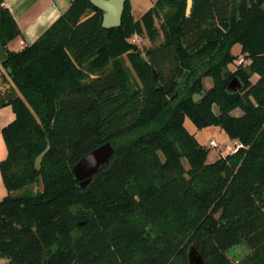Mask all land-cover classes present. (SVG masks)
<instances>
[{"label": "trees", "instance_id": "16d2710c", "mask_svg": "<svg viewBox=\"0 0 264 264\" xmlns=\"http://www.w3.org/2000/svg\"><path fill=\"white\" fill-rule=\"evenodd\" d=\"M2 2L0 108L14 118L1 130V264H188L191 244L204 264H264V0H193L189 15L187 0H156L139 19L126 0L107 29L72 0L20 51ZM109 67L120 83L94 91L87 81ZM186 119L241 147L207 162ZM106 142L113 157L82 189L73 166Z\"/></svg>", "mask_w": 264, "mask_h": 264}, {"label": "water", "instance_id": "95a60500", "mask_svg": "<svg viewBox=\"0 0 264 264\" xmlns=\"http://www.w3.org/2000/svg\"><path fill=\"white\" fill-rule=\"evenodd\" d=\"M90 3L103 12L102 27L115 28L121 25L122 15L126 0H89ZM193 5V0H187L186 14L189 15ZM8 55L1 43V4H0V63L7 59ZM152 80L154 84H158L156 72L152 68ZM88 85L96 92H102L110 89L120 83L116 71L109 67L102 72L100 77H92L87 81ZM242 89V84L235 78L227 86L229 93H235ZM203 96L195 94L193 101L198 102ZM115 153L114 145L106 142L95 148L91 152L84 155L72 168L73 174L82 189H85L92 176H94L100 168L109 164ZM45 152L36 160V167L39 169L41 160ZM219 214L216 215V218ZM188 264H204V260L196 244H191L187 249Z\"/></svg>", "mask_w": 264, "mask_h": 264}, {"label": "crops", "instance_id": "0c3cea01", "mask_svg": "<svg viewBox=\"0 0 264 264\" xmlns=\"http://www.w3.org/2000/svg\"><path fill=\"white\" fill-rule=\"evenodd\" d=\"M72 0H3L21 35L8 43L11 51H20L34 43L71 5ZM144 2V3H143ZM156 0H130L132 14L139 19ZM145 4V6H144Z\"/></svg>", "mask_w": 264, "mask_h": 264}, {"label": "rangeland", "instance_id": "374dc122", "mask_svg": "<svg viewBox=\"0 0 264 264\" xmlns=\"http://www.w3.org/2000/svg\"><path fill=\"white\" fill-rule=\"evenodd\" d=\"M135 2L137 0H134ZM139 3L141 0H138ZM144 3V2H143ZM145 6V4H144ZM136 39V43L139 45L140 48H149L150 42L145 36L140 35H134ZM234 54H240V48L238 45L234 46L233 48ZM234 70L233 66L230 67ZM92 78V77H91ZM257 76L252 77V82H256ZM206 83H209L211 85V82H208V79ZM205 85V86H209ZM201 100V99H200ZM232 114L241 115V111L236 110ZM14 118L13 110L10 106H6L3 108H0V162L4 160L7 156V147L3 140V137L1 135L2 128L7 125L11 120ZM185 127L189 131V133L193 134L198 141V143L206 147L208 149V157L207 162L211 163L217 160L219 157H221V154L225 155L228 154L229 151H227L226 146H234L233 141L229 140L224 133V131L220 130L218 127H211V128H205L202 130H197L193 123H191L190 120L186 119L185 121ZM210 140H214L218 144V148H211L209 146ZM21 191L15 192L16 194H19ZM7 190L3 184L1 171H0V200L6 196ZM217 215V214H216ZM250 249L248 245L244 242L238 244L237 246L233 247L229 250L227 253L228 258L231 260V262L236 263L238 262L242 257H244L247 253H249ZM5 260L0 259V264L5 263Z\"/></svg>", "mask_w": 264, "mask_h": 264}, {"label": "built area", "instance_id": "2783aa9c", "mask_svg": "<svg viewBox=\"0 0 264 264\" xmlns=\"http://www.w3.org/2000/svg\"><path fill=\"white\" fill-rule=\"evenodd\" d=\"M132 40H133V42L136 43V39H135V37H133ZM241 61H242V60H240V62H241ZM209 146H210L211 148H218V144H217L214 140H210V142H209ZM240 147H241V144H239V143L236 142V143H234V146L227 145V146H226V149H227V151H229V153L233 154V153H236L237 150H238Z\"/></svg>", "mask_w": 264, "mask_h": 264}]
</instances>
